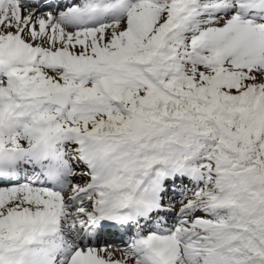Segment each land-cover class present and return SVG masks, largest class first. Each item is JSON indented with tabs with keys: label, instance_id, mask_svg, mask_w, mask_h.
Masks as SVG:
<instances>
[{
	"label": "snow or ice",
	"instance_id": "obj_1",
	"mask_svg": "<svg viewBox=\"0 0 264 264\" xmlns=\"http://www.w3.org/2000/svg\"><path fill=\"white\" fill-rule=\"evenodd\" d=\"M0 264H264V0H0Z\"/></svg>",
	"mask_w": 264,
	"mask_h": 264
},
{
	"label": "rangeland",
	"instance_id": "obj_2",
	"mask_svg": "<svg viewBox=\"0 0 264 264\" xmlns=\"http://www.w3.org/2000/svg\"><path fill=\"white\" fill-rule=\"evenodd\" d=\"M83 183V182H82ZM179 207V205H177V208Z\"/></svg>",
	"mask_w": 264,
	"mask_h": 264
}]
</instances>
